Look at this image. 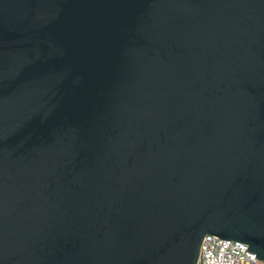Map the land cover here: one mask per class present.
<instances>
[{
  "label": "water",
  "instance_id": "95a60500",
  "mask_svg": "<svg viewBox=\"0 0 264 264\" xmlns=\"http://www.w3.org/2000/svg\"><path fill=\"white\" fill-rule=\"evenodd\" d=\"M264 263V0H0V264Z\"/></svg>",
  "mask_w": 264,
  "mask_h": 264
},
{
  "label": "built area",
  "instance_id": "2783aa9c",
  "mask_svg": "<svg viewBox=\"0 0 264 264\" xmlns=\"http://www.w3.org/2000/svg\"><path fill=\"white\" fill-rule=\"evenodd\" d=\"M197 264H264L249 251L246 244L222 239L215 235H204Z\"/></svg>",
  "mask_w": 264,
  "mask_h": 264
}]
</instances>
